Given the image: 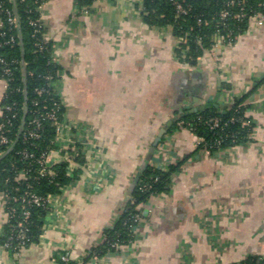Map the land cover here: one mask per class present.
<instances>
[{"label": "crops", "instance_id": "1", "mask_svg": "<svg viewBox=\"0 0 264 264\" xmlns=\"http://www.w3.org/2000/svg\"><path fill=\"white\" fill-rule=\"evenodd\" d=\"M141 8V0H94L87 7L46 0L41 18L60 67L66 118L89 127L101 155L92 160L93 173L81 171L43 216L36 242L18 257L0 246V264H62L63 253L78 264L264 258V23L249 22L233 45L206 51L190 66L175 53L171 27L148 25ZM3 93L0 78V116ZM239 99L253 123L248 141L198 149L201 139L177 126L181 113L210 106L225 112ZM51 156L55 164L64 161L61 151ZM148 166L176 168L165 190L137 205L133 240L86 259ZM84 179H96V188L88 191ZM6 220L0 205V232Z\"/></svg>", "mask_w": 264, "mask_h": 264}, {"label": "trees", "instance_id": "2", "mask_svg": "<svg viewBox=\"0 0 264 264\" xmlns=\"http://www.w3.org/2000/svg\"><path fill=\"white\" fill-rule=\"evenodd\" d=\"M94 0H75L79 7H87ZM189 5L190 10L187 14L177 15L174 6L169 0H141L142 19L150 26L163 27L170 26L172 35L182 37L183 41L175 48V53L179 60L190 66H196L199 58L206 51L211 50L213 46L214 35L230 34L231 37L240 35L249 23L248 17L237 20L232 14L239 12L240 8L246 10L250 16L254 11H263L264 0H179ZM35 0H0V17H5L1 9L9 10L18 21V27L10 28L7 24L0 29V57L4 64H0V78L6 79L7 89L2 99V115L0 123L4 122L10 129L8 136L14 141L21 126L23 109L26 104V114L21 134L13 148L0 158V191H7L11 195L19 196L25 191H31L37 195L45 196L47 194L58 193L70 182L66 175L64 161H60L52 166L54 175L38 177L35 172L36 166L32 160H22L18 152L22 149L34 151L36 154L41 150L50 148V140L54 136V127L50 121H43L39 131L42 137L38 140H25L24 133L30 125L29 120L33 116L34 100L45 99L50 105L52 101L58 99L56 91L49 88V81L45 79L46 75H53L58 78L60 67L52 58L53 44L51 41L44 43V48L39 51L35 43L42 41V36L33 33V26L29 23L30 18L39 17L36 11ZM222 9L228 10L231 15L225 20L219 19V12ZM198 19L207 21V24H198ZM10 35L15 36L14 43H4ZM19 36L22 41V48L19 44ZM23 60V64H22ZM9 67L11 74H3V67ZM45 87L49 90L47 94L38 97L35 89ZM24 90L26 91L24 95ZM11 106V110L4 107ZM246 107L244 100H236L225 112L217 107H207L203 110H197L194 113L184 112L177 116L178 122L190 128L201 141L198 149L216 150L214 141L220 139V148L234 146L244 141H248L252 133L253 123L243 125L242 121L247 120L244 116ZM217 118L219 126L211 129V120ZM233 119V120H232ZM232 120V121H231ZM175 125L168 131H172ZM37 146V148L34 147ZM5 149V148H4ZM7 150V149H5ZM176 167H168V170L153 168L148 166L141 172L134 183L131 199L122 210L115 225L106 230L104 240L101 244L88 251L86 259L104 256L108 251H114L111 244L120 241L124 244L133 240L134 229L138 224L137 205L145 202L150 196L165 190L169 176ZM29 169L25 175H19V171ZM16 211L2 227L0 235V245L9 243L8 251L14 252V240L8 239L11 235V229L22 220L21 208L18 203H12ZM31 211L30 218L25 222L28 231V243H34L38 240L41 233L44 211L40 207H29ZM27 243V246L29 245ZM62 264H78L74 261H67ZM238 264H264V258L260 256H251Z\"/></svg>", "mask_w": 264, "mask_h": 264}, {"label": "built area", "instance_id": "3", "mask_svg": "<svg viewBox=\"0 0 264 264\" xmlns=\"http://www.w3.org/2000/svg\"><path fill=\"white\" fill-rule=\"evenodd\" d=\"M172 5L175 8V11L177 15L181 14H187L190 10V6L182 3L179 0H169ZM36 3V11L39 13V17L37 18H30L29 23L33 26V33L39 34L42 36V41L36 42L35 47L37 50L41 51L44 48V43L49 41L47 39V31L45 30L43 20L41 18V11L46 3V0H35ZM264 6V3L261 4ZM1 12L5 14V17H0V29L4 27L5 24L10 26V28H16L17 27V19L13 15V13L9 10H3L1 9ZM231 13L226 10L222 9L219 12V19L225 20L228 16H230ZM232 17L237 20H242L245 17H248L249 22L254 21L256 23L262 24L264 23V10L263 11H254L252 15L248 16L246 10L244 8H240L239 12L232 14ZM198 24L204 23L207 24V21H202L201 19H198ZM238 36L231 37L230 34H221L217 32L214 35L213 39V46L211 50H216L219 48H225L230 47L233 45L236 41ZM176 48L178 45L183 41L182 37L176 38ZM15 42V36L10 35L7 40L4 41V43H14ZM4 60L2 57H0V64H4ZM3 74L9 76L11 74L9 67H3ZM59 75L58 78H55L53 75H46L45 79L49 81V88L53 89V91H56V94L58 95V99L52 101L50 105L46 103V100H42V105L40 106L39 100H34L33 105H37V108L33 109V116L29 120L28 124L30 125V128L26 130L24 133L23 138L25 140H38L42 137V133L39 131L42 122L43 121H50L52 126L54 127V136L50 140V148L47 150H41L38 154H36L34 151H29L27 149H22L18 152L20 158L22 160H32L34 165L36 166L35 172L37 173L38 177L42 176H52L54 175V171L52 170V166L55 164L52 160V151L55 150L57 152H62L64 161L66 163L65 165V172L66 175L70 178L69 184H67L62 190L58 193L53 194H47L45 196L37 195L34 192L31 191H25L23 194L16 196L11 195L7 191H0V205L2 209L4 210L7 220L10 216H13L16 207L12 205V203H18L21 208V214H22V220L18 222L13 229H11V235L8 237L10 240H14V256L18 257L20 255V252L23 248L27 246L28 236L27 231L28 228L25 224V222L30 218L31 211L29 207H40L44 211V216L49 214L50 211L55 207L57 203V198L61 197L62 192L72 186L78 183L80 181L79 174L81 171L88 170L89 172L93 173V162L92 160L97 159L101 155V149L94 143V140L91 136V130L87 125H84L83 123H74L69 121L66 118L64 105L62 102V99L60 98L58 92H57V84L59 82ZM3 79V78H2ZM4 94L7 89V81L4 78ZM49 90L45 87H38L35 89V94L38 97H42L44 94H47ZM7 110H11V106L4 107ZM233 120V119H232ZM231 120V121H232ZM219 120L217 118H214L211 120L210 128L214 129L219 126ZM249 120L242 121L243 125H250ZM6 124H9V121L7 123H0V156L6 151L11 143L13 141L10 140L8 133L10 129L6 127ZM178 125H183V122H178ZM220 139H216L214 141V146H216V150H220ZM35 148H37L36 145H34ZM5 148V149H4ZM88 155V157H87ZM89 155L92 156L89 158ZM95 161V160H94ZM91 170V171H90ZM29 172V169H23L19 171V175H25ZM82 183L86 186V189L89 191H92L96 188V185L98 181L96 179H87L83 180ZM95 185V186H92ZM138 217V216H137ZM6 220V221H7ZM41 221L43 222V217L41 218ZM1 235V232H0ZM29 244V243H28ZM127 244V243H126ZM126 244L115 241L111 244V247L114 248L117 252H119ZM1 248L6 249L9 247V243L5 242L4 244L0 245ZM88 255L87 253H84V257ZM93 259H97L98 257L94 255L92 257ZM60 260L64 263L69 261V258L67 254L63 253L61 255Z\"/></svg>", "mask_w": 264, "mask_h": 264}, {"label": "water", "instance_id": "4", "mask_svg": "<svg viewBox=\"0 0 264 264\" xmlns=\"http://www.w3.org/2000/svg\"><path fill=\"white\" fill-rule=\"evenodd\" d=\"M17 27H18V21H17ZM19 39H20L19 44H20V46L22 48V41H21V37L20 36H19ZM22 64H23V60H22ZM25 92L26 91L24 90V95L26 94ZM25 97H26V95H25ZM26 110H27V108H26V104H25L24 109H23V116H22V119H21V126H20V129H19L18 133H17V136H16L15 140L11 143V145L7 148V150L0 156V158H2L5 154H7L13 148L15 143L17 142V140H18V138H19V136L21 134V131L23 129V124H24Z\"/></svg>", "mask_w": 264, "mask_h": 264}]
</instances>
